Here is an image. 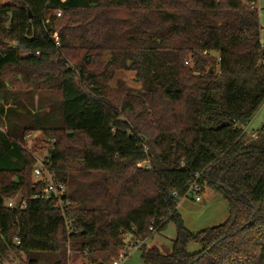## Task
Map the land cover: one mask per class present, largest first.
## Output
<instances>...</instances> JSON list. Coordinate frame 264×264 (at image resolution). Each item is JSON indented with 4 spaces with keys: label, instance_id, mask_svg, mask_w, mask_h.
Returning a JSON list of instances; mask_svg holds the SVG:
<instances>
[{
    "label": "trees",
    "instance_id": "16d2710c",
    "mask_svg": "<svg viewBox=\"0 0 264 264\" xmlns=\"http://www.w3.org/2000/svg\"><path fill=\"white\" fill-rule=\"evenodd\" d=\"M256 1L0 3V264H67L68 251L110 264L124 232L148 242L168 223L171 248L142 245L144 264H264V132H244L264 102ZM119 71L139 87H113ZM31 135L53 140L44 161L65 186L69 230L53 201L33 199L45 184ZM195 179L228 217L192 233L177 206ZM17 196L25 208H7Z\"/></svg>",
    "mask_w": 264,
    "mask_h": 264
},
{
    "label": "rangeland",
    "instance_id": "374dc122",
    "mask_svg": "<svg viewBox=\"0 0 264 264\" xmlns=\"http://www.w3.org/2000/svg\"><path fill=\"white\" fill-rule=\"evenodd\" d=\"M9 0H0V3H6ZM257 11L259 16L260 24V38L262 43V50L264 53V0H257ZM57 15H60L59 13ZM212 57L216 58L217 55L214 53ZM117 80L124 81L132 89H136L139 85L134 80V74L131 72H117L115 79L111 83L114 87ZM52 101L58 102L59 95L58 93H51L49 95ZM244 131L246 132V140L251 141L256 139L262 131L264 132V102L257 109L255 115L251 121L245 126ZM253 136V137H252ZM255 137V138H254ZM53 140H46L40 135H31L25 140L23 147L30 154L34 161H43L44 158L48 155L47 151L51 147ZM34 181V180H33ZM17 199H13L18 201ZM195 195L189 194L187 198L182 199L178 206L177 212L183 220L185 228L192 233L202 231L204 229L214 227L224 222L228 217V206L224 199L216 193H211L207 189L202 195H200L201 202L196 203L194 201ZM175 228L172 223H168L164 230L154 233L152 239H150L146 246L157 248L162 250L164 248L170 249L173 241L175 240ZM188 252L190 254L196 253L199 251V247L195 245L188 246ZM41 264H51L49 257L47 255L37 256ZM75 257H71L70 263L75 264ZM79 261V260H78ZM12 264H26V258L22 257L21 261H14ZM121 264H144L141 251L134 252L130 258L126 259Z\"/></svg>",
    "mask_w": 264,
    "mask_h": 264
},
{
    "label": "built area",
    "instance_id": "2783aa9c",
    "mask_svg": "<svg viewBox=\"0 0 264 264\" xmlns=\"http://www.w3.org/2000/svg\"><path fill=\"white\" fill-rule=\"evenodd\" d=\"M244 1H247V0H244ZM248 6L250 7V9H257L256 8L257 1L249 2ZM52 39L54 41V44L58 47L57 35L53 34ZM204 54H206V52H204ZM260 64L264 66V60H261ZM185 65H188V62H185ZM29 137L30 136H27L25 139ZM47 165H48L47 161L46 162L44 160L38 161L35 159V165L32 169V177H33L34 183L37 184V183L43 182L45 186L38 195H35L33 197V199L53 201L54 205L60 210V213L62 217L64 218L66 229L69 230L71 221L66 218V210L68 209L70 203L66 201L65 198L62 199V196L65 193V186L63 185V183L55 181L54 175L47 169ZM145 165L146 163H138L136 167L147 169ZM199 192H200V187L197 185L196 179H195V181L190 184L188 193H192L195 195L194 201L196 203L201 202L200 196L196 195ZM172 195L176 196V193L172 192ZM25 205H26V202L22 199H19L18 201L10 199L8 200L6 204L7 208L15 209V210H22L25 208ZM149 231H153V229L150 228ZM145 243L146 241L144 240L134 239V230L131 229L130 231L124 232L121 250L118 252L117 257L114 260H112L110 264H121L126 259L130 258L131 255L134 252L138 251L139 248ZM70 259H71V255H70V252L68 251L67 264H71ZM77 264H80V263H77ZM81 264H93V263L84 262Z\"/></svg>",
    "mask_w": 264,
    "mask_h": 264
},
{
    "label": "water",
    "instance_id": "95a60500",
    "mask_svg": "<svg viewBox=\"0 0 264 264\" xmlns=\"http://www.w3.org/2000/svg\"><path fill=\"white\" fill-rule=\"evenodd\" d=\"M1 60H2V56L0 55V62H1ZM209 71H212V67H210ZM64 198H65V195L62 196V199H64Z\"/></svg>",
    "mask_w": 264,
    "mask_h": 264
},
{
    "label": "crops",
    "instance_id": "0c3cea01",
    "mask_svg": "<svg viewBox=\"0 0 264 264\" xmlns=\"http://www.w3.org/2000/svg\"><path fill=\"white\" fill-rule=\"evenodd\" d=\"M260 43H261V38H260ZM261 46H262V43H261ZM146 243H147V242H146ZM146 243H145V244H146Z\"/></svg>",
    "mask_w": 264,
    "mask_h": 264
}]
</instances>
